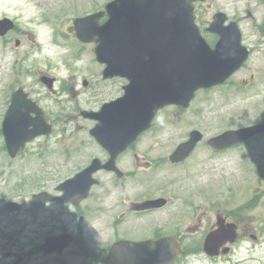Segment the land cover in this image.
I'll use <instances>...</instances> for the list:
<instances>
[{"label":"flooded vegetation","instance_id":"1","mask_svg":"<svg viewBox=\"0 0 264 264\" xmlns=\"http://www.w3.org/2000/svg\"><path fill=\"white\" fill-rule=\"evenodd\" d=\"M91 1L95 0H0V137L4 151L2 128L8 120L18 128L49 129L33 140L38 152L58 145L61 153L56 159L61 163L84 162L68 177L93 161L102 165L113 158L114 163L111 170L100 166L92 172L96 182L85 196L78 192L68 200L57 198L64 192L60 183L68 177L40 185L33 193L45 192L55 198L35 206L31 194L19 212L24 215L19 221L20 237H0V264H264V225L253 223L260 215L250 213L256 197L250 196L249 189L228 186L225 193L214 196V176L210 184L203 185L198 177L200 160H192L200 142L184 160L169 158L174 148H167L164 125L184 124L187 108L164 106L154 114L150 127L124 148H107L95 136L102 107L121 98L129 80L106 76V64L97 60L95 49L100 40L95 31L107 20L106 3L76 12ZM215 1L193 3L197 27L213 51L219 35L214 26L202 23L214 21L216 13L224 14L225 25L238 24L250 54L264 43V11L245 31L242 18L231 17L228 4L214 8ZM95 13L99 16L85 25L91 30L89 40L84 41L75 21ZM245 13L249 20L258 17L248 7ZM61 49L65 52L58 59ZM59 65L63 72L59 73ZM245 66L246 62L211 89L231 81L239 89L249 88L253 72L233 79ZM25 120L37 125L25 126ZM192 129L196 128L187 130L179 143ZM28 229L34 237H26Z\"/></svg>","mask_w":264,"mask_h":264},{"label":"water","instance_id":"2","mask_svg":"<svg viewBox=\"0 0 264 264\" xmlns=\"http://www.w3.org/2000/svg\"><path fill=\"white\" fill-rule=\"evenodd\" d=\"M193 1L196 0H113L106 4L108 19L95 31L100 40L96 56L107 65L106 76L121 75L130 82L121 98L101 109L102 117L94 134L105 147L124 148L149 128L154 114L163 106L188 107L198 89L223 83L247 59L249 48L241 44L238 25L236 22L224 25L223 13L215 14L210 24L220 35L214 51L211 49L194 22ZM97 16L95 13L75 21L82 40H89L87 33L91 29L85 25ZM24 123L37 125L32 120ZM2 132L8 154L14 158L28 141L48 133L49 129L18 128L6 120ZM261 133H264V122L225 130L207 139V144L221 150ZM202 138L199 130L190 131L188 139L171 153L170 160H184ZM100 166L113 169V158L102 165L93 161L60 183L59 188L64 192L57 198L68 200L78 192L85 196L96 182L91 174ZM53 198L45 192L34 193L31 201L37 206L38 202ZM21 208L16 201L4 205L11 213Z\"/></svg>","mask_w":264,"mask_h":264},{"label":"rangeland","instance_id":"3","mask_svg":"<svg viewBox=\"0 0 264 264\" xmlns=\"http://www.w3.org/2000/svg\"><path fill=\"white\" fill-rule=\"evenodd\" d=\"M107 1L109 0L91 1L86 7L76 9V12L89 7H102ZM221 3L228 4L231 17L242 18L241 26L245 31L256 24V20L264 11L261 0H216L214 8ZM206 6L209 20V5ZM245 7L250 8L258 17L255 20L246 18ZM208 22L202 24L208 25ZM62 51L65 52L63 49L57 50L58 59H61ZM45 52L49 55L52 53ZM60 72H63L61 65ZM251 72L255 74V78L247 89H239L231 81L222 87L199 90L186 110V122L184 124L167 122L164 125V133L167 137L166 142L169 143L167 148L173 149L187 130L193 127L199 129L204 138L192 160H200L198 165L200 181L203 185L210 184L214 176V194L216 193L214 196L217 193H225L228 186L247 187L250 196L256 197V203L250 209V213L256 217L260 215L259 220L252 222L264 225V134L225 151L211 150L206 144L208 137L226 129L264 121V43L257 45L245 68L233 79L248 77ZM36 148L37 142L33 141L27 145L23 156L11 159L4 151L0 137V237H20L19 221L24 219V215L20 213L6 212L3 209L6 201L15 200L25 207L31 194L37 191L40 185L55 184L72 175L84 163L77 159L61 163L60 159H56L61 153L58 145L55 147L48 145L40 152ZM26 237H34L29 229ZM262 255L264 256V253Z\"/></svg>","mask_w":264,"mask_h":264}]
</instances>
